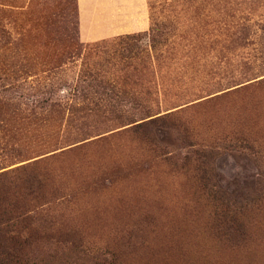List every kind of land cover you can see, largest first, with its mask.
Wrapping results in <instances>:
<instances>
[{
    "label": "rangeland",
    "instance_id": "374dc122",
    "mask_svg": "<svg viewBox=\"0 0 264 264\" xmlns=\"http://www.w3.org/2000/svg\"><path fill=\"white\" fill-rule=\"evenodd\" d=\"M126 34L151 56L115 73L154 110L170 108L216 189L245 200L238 235H221L194 158L170 163L187 151L178 130L152 145L134 130L141 120L129 123L140 116L80 98L84 63H102L101 42ZM0 172L23 200L31 176L50 200L33 201L47 215L26 227L25 256L264 264V0H0Z\"/></svg>",
    "mask_w": 264,
    "mask_h": 264
},
{
    "label": "trees",
    "instance_id": "16d2710c",
    "mask_svg": "<svg viewBox=\"0 0 264 264\" xmlns=\"http://www.w3.org/2000/svg\"><path fill=\"white\" fill-rule=\"evenodd\" d=\"M138 37L139 35L126 34L101 42L102 47H108L109 51H106L107 56L101 59L102 63L99 62L90 68L84 63L80 71V78L78 77V83L75 86L77 90L82 88L80 98L90 101V107L86 108L91 111L140 116L139 119L129 123L141 120L133 124L134 130L140 133L142 140L152 145L155 144L158 135L164 136L170 130H178L179 132L176 133L182 142L180 146H177V149H187V151L182 155L180 152L170 154L168 159L178 169L186 167L190 159L194 158L193 177L198 187L205 191L203 193L206 198L214 205L213 214L218 222V227L221 228V235L232 238V235L235 236L241 232L240 215L245 200L235 195L229 196V194L216 189L212 182V169L208 167L205 150L195 147L187 136V129L183 126L180 128L173 120V111L170 108L165 109L164 113L159 109L154 110L145 96L131 94L124 85L123 77L115 73L127 67H131L133 70L145 67V65L138 66L141 64L142 54L145 52L147 58H150L151 55L146 48H140ZM157 43L160 41L151 34L148 47L151 50L155 49ZM103 67L105 70L102 69ZM45 100H42V104L39 105L41 108L44 107V111L61 105L56 103L47 107L44 104ZM161 140H165V136ZM171 144V142H166L165 145L170 146ZM177 149L172 150L177 151ZM23 182L25 183L26 196H31L27 200L22 199L19 192L20 186H13L15 181H10L7 173L0 172V264H114L116 260L113 261V256H70L63 260L52 256L47 257L46 260L39 256H25L23 249L29 242V235L24 234L26 227L33 220L39 219L41 215L45 217L47 215V208L40 209L41 205L34 207L33 201L38 197L43 200L42 204L45 205L50 200L43 193L35 195V191L40 190V180H34L31 176L30 179L24 177ZM33 183L34 185H32Z\"/></svg>",
    "mask_w": 264,
    "mask_h": 264
}]
</instances>
